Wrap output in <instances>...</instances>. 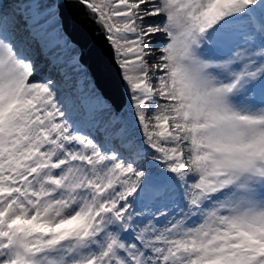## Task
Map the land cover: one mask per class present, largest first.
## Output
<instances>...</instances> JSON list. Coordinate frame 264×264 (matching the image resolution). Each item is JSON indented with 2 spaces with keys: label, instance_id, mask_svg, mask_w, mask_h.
<instances>
[{
  "label": "snow or ice",
  "instance_id": "obj_1",
  "mask_svg": "<svg viewBox=\"0 0 264 264\" xmlns=\"http://www.w3.org/2000/svg\"><path fill=\"white\" fill-rule=\"evenodd\" d=\"M0 264H264V0L0 3Z\"/></svg>",
  "mask_w": 264,
  "mask_h": 264
},
{
  "label": "water",
  "instance_id": "obj_2",
  "mask_svg": "<svg viewBox=\"0 0 264 264\" xmlns=\"http://www.w3.org/2000/svg\"><path fill=\"white\" fill-rule=\"evenodd\" d=\"M60 11L64 18L66 27L73 32L74 36L77 38V41L82 45V47L86 49L87 53L85 54V57L88 58L87 63L92 70L93 75H96V79L100 87L107 93L110 91V87L107 85L105 76H108V74L110 75V71L108 70L110 61L108 60L106 54H101L100 49L94 47L92 44L87 43L80 30L70 24V18L72 16L70 10L61 7ZM110 77L113 79L111 75Z\"/></svg>",
  "mask_w": 264,
  "mask_h": 264
},
{
  "label": "bare ground",
  "instance_id": "obj_3",
  "mask_svg": "<svg viewBox=\"0 0 264 264\" xmlns=\"http://www.w3.org/2000/svg\"><path fill=\"white\" fill-rule=\"evenodd\" d=\"M28 2H29V0H14V3H28ZM36 2L40 3L41 9L43 10L44 8H46L49 5H51L54 2V0H36ZM60 21H61V24H62L61 15H60ZM62 31H63V35L67 37V40L69 42V48H68V51H67L68 58H71L74 55H78V45H77V43L74 42L72 37L64 30L63 24H62ZM73 46L75 48V51L73 49ZM41 61H45L43 57H42ZM39 62H40V60L37 62V65L39 64ZM69 71H71V70H69ZM49 72H56L55 77H56L57 83L63 85V82L61 81V79H60V77H59V75L57 73L58 71L56 69H50V67H46L44 69H40L39 73H40V75H44V74L49 73ZM72 74L73 75H77L74 72ZM78 75L85 82L86 72L82 71ZM88 87L89 86H85V88H88ZM66 90H70V93L72 94V98L71 99H74L75 98L74 97V89H69L67 87H63V91H66ZM64 96L66 97L67 95L64 94ZM67 103L68 102H66L65 104H67ZM74 113H76V112L74 111Z\"/></svg>",
  "mask_w": 264,
  "mask_h": 264
},
{
  "label": "rangeland",
  "instance_id": "obj_4",
  "mask_svg": "<svg viewBox=\"0 0 264 264\" xmlns=\"http://www.w3.org/2000/svg\"><path fill=\"white\" fill-rule=\"evenodd\" d=\"M88 79V78H87ZM89 82V79H88ZM85 86H89L88 83H85ZM90 87V86H89ZM65 95H67L69 98H72V94L70 93V90L63 91ZM66 96V97H67ZM104 98V97H103ZM105 100V99H104ZM107 101V100H106ZM109 102V101H108Z\"/></svg>",
  "mask_w": 264,
  "mask_h": 264
}]
</instances>
